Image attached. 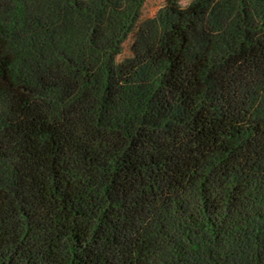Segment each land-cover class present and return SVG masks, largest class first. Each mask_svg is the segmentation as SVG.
Here are the masks:
<instances>
[{"label": "trees", "instance_id": "obj_1", "mask_svg": "<svg viewBox=\"0 0 264 264\" xmlns=\"http://www.w3.org/2000/svg\"><path fill=\"white\" fill-rule=\"evenodd\" d=\"M143 2L0 0V264H264V0Z\"/></svg>", "mask_w": 264, "mask_h": 264}, {"label": "rangeland", "instance_id": "obj_2", "mask_svg": "<svg viewBox=\"0 0 264 264\" xmlns=\"http://www.w3.org/2000/svg\"><path fill=\"white\" fill-rule=\"evenodd\" d=\"M191 0H179L181 5H187ZM168 0H144L141 7V16L138 21V26H149L153 31L157 32L159 26L157 22V15L161 9L167 5ZM133 35L123 45V50L118 59H123L130 54V44Z\"/></svg>", "mask_w": 264, "mask_h": 264}]
</instances>
